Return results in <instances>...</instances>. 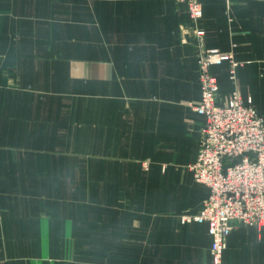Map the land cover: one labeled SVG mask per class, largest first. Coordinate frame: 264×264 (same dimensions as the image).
<instances>
[{
  "label": "crops",
  "instance_id": "0c3cea01",
  "mask_svg": "<svg viewBox=\"0 0 264 264\" xmlns=\"http://www.w3.org/2000/svg\"><path fill=\"white\" fill-rule=\"evenodd\" d=\"M198 2L195 26L176 0H0V264H211L182 221L208 195L190 30L264 117V0ZM222 264H264V226L234 224Z\"/></svg>",
  "mask_w": 264,
  "mask_h": 264
},
{
  "label": "built area",
  "instance_id": "2783aa9c",
  "mask_svg": "<svg viewBox=\"0 0 264 264\" xmlns=\"http://www.w3.org/2000/svg\"><path fill=\"white\" fill-rule=\"evenodd\" d=\"M176 2L186 6L196 26L202 16L198 0ZM189 37L197 49L200 87V101L191 108L204 116L197 157L190 170L194 182L204 185L208 195L200 212L184 215L182 221L206 224L211 264H222L225 240L234 224L264 226V117L237 91L219 97L211 66L229 60L230 79L235 82L238 64L230 54L206 49L202 30L191 28Z\"/></svg>",
  "mask_w": 264,
  "mask_h": 264
}]
</instances>
